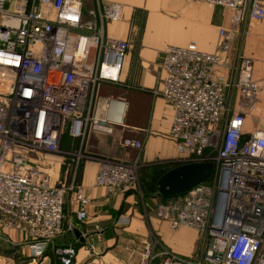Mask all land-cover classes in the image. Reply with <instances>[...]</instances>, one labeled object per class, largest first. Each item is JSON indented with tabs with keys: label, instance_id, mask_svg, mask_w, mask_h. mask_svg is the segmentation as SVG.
Returning <instances> with one entry per match:
<instances>
[{
	"label": "built area",
	"instance_id": "1",
	"mask_svg": "<svg viewBox=\"0 0 264 264\" xmlns=\"http://www.w3.org/2000/svg\"><path fill=\"white\" fill-rule=\"evenodd\" d=\"M185 1L230 11V26L218 30L213 53L193 42L166 46L153 95L173 109L169 138L177 157L212 163L213 174L167 203L157 201L154 215L174 231L194 230L208 245L190 259L150 240L144 261L264 264V130L244 128L256 110L257 86L250 58L230 61L239 25L264 21V0ZM122 18L118 4L86 11L85 0H0V229L26 237L34 259L53 245L57 264H73L76 246L54 244L64 229L66 194H74L79 221L92 204L76 182L54 185L39 164L43 156L96 160L98 187L110 195L138 192L136 159L93 158L83 150L92 132L113 133L95 106L100 83L120 81L129 44L109 37L106 25ZM65 133L81 143L79 154L60 151ZM123 146L144 149L134 139ZM129 222L124 216L117 224Z\"/></svg>",
	"mask_w": 264,
	"mask_h": 264
},
{
	"label": "crops",
	"instance_id": "2",
	"mask_svg": "<svg viewBox=\"0 0 264 264\" xmlns=\"http://www.w3.org/2000/svg\"><path fill=\"white\" fill-rule=\"evenodd\" d=\"M98 3L122 7V20L108 23L106 34L127 42L129 48L120 81H103L98 87L95 115L107 120L113 133L92 132L85 145L86 152L93 158L131 159L137 151L124 148L122 144L123 139L130 138L144 143L142 157L145 162L174 160L177 153L169 138L173 109L162 97L153 95L162 79V52L168 45L185 46L192 42L200 51L215 52L218 30L230 26L231 13L185 0H85V9L95 8ZM239 29L243 30V27ZM244 30L246 56L252 60V81L257 86L256 112L246 118L244 128L246 131L264 130V21L251 20ZM217 74L224 76L225 72L220 70ZM76 141L69 136V146L74 147ZM34 161H37L35 157ZM39 164L54 185L76 182L91 199L88 218L82 222L76 217L79 206L74 201V194H66L64 229L56 240L58 245L71 243L76 246L77 257L73 264H159L157 258L149 263L144 261L145 243L150 240H156L161 247L179 256L199 257L202 247L198 245L194 230L181 228L174 231L154 215L155 202L161 201L157 193L146 205L137 191L110 195L96 185L99 170L96 160L82 161L75 172L76 181L69 178L73 169L67 168L60 154H47ZM124 216L129 217L130 222L117 224ZM97 227L102 231H97ZM8 232L14 238H21L18 232ZM48 260L56 264L53 252L39 262L47 264Z\"/></svg>",
	"mask_w": 264,
	"mask_h": 264
},
{
	"label": "rangeland",
	"instance_id": "3",
	"mask_svg": "<svg viewBox=\"0 0 264 264\" xmlns=\"http://www.w3.org/2000/svg\"><path fill=\"white\" fill-rule=\"evenodd\" d=\"M87 7L89 8L88 2H87ZM251 20H246L244 23H242L240 26L243 27L242 29H239V33L235 37L233 43L230 46V61H232L233 66H236L238 59L240 56H245L247 57L246 49H245V36H246V31L244 30L247 26V23ZM234 72V70H233ZM256 112V110L254 111ZM253 112V113H254ZM264 113V110H262ZM252 113V114H253ZM251 114V115H252ZM250 115V116H251ZM261 116V114H258ZM262 119H264V114H262ZM264 123V120L262 121ZM262 123V126L264 128V124ZM253 128L255 126L253 125ZM125 139H130V138H125ZM122 141V144L124 140ZM135 140V139H134ZM139 141V140H137ZM69 140L68 139H62L60 143V151L63 153H68L71 152L73 154H79V150L81 148V143L79 141H76L74 144L75 146H69ZM124 147V146H123ZM125 148V147H124ZM84 151L86 150V146L84 144ZM143 150H136V155L135 157H132L131 159H125L127 161H133L136 159V164H137V186H138V193L142 195V198L145 201V205L148 203V199L156 197L155 193L158 194L156 183L159 177L164 174L166 171L180 166L187 164L185 163L186 161L181 159L180 157H176L174 160L171 161H153L150 163H147L143 160ZM61 155V154H60ZM64 157L66 166L67 168H72L73 172L69 173V178L73 179V181H76L77 176H76V171L79 169L82 161L79 160L77 157ZM128 158V157H127ZM112 159V158H109ZM114 160H120V159H115ZM71 166V167H70ZM147 178V181H146ZM65 182V181H64ZM63 182H60L61 184ZM171 200L170 198H162L160 203H167ZM147 202V203H146ZM158 204V202H155V205ZM156 208V206H154ZM8 231L11 230H2L0 229V264H29L31 262H35V264H41L39 262L44 256H48V253H46L43 257L40 259H34V256L30 252L29 248V241L26 237L21 235V238H14L11 233ZM199 242V246H207L208 241L206 240L205 237L200 236L197 233ZM56 260V258H55ZM47 264H54L52 261L48 260ZM57 264V260H56Z\"/></svg>",
	"mask_w": 264,
	"mask_h": 264
},
{
	"label": "water",
	"instance_id": "4",
	"mask_svg": "<svg viewBox=\"0 0 264 264\" xmlns=\"http://www.w3.org/2000/svg\"><path fill=\"white\" fill-rule=\"evenodd\" d=\"M213 174L212 163H189L174 167L157 180L156 187L161 196H176L207 182Z\"/></svg>",
	"mask_w": 264,
	"mask_h": 264
},
{
	"label": "trees",
	"instance_id": "5",
	"mask_svg": "<svg viewBox=\"0 0 264 264\" xmlns=\"http://www.w3.org/2000/svg\"><path fill=\"white\" fill-rule=\"evenodd\" d=\"M87 11V10H86ZM62 139L64 140V139H68L69 140V135H68V133H65V135L62 137ZM158 195H159V193H158ZM161 196V195H160ZM176 196H178V195H176ZM162 198H170V197H173V196H161ZM58 239V238H57ZM55 245H58V243H57V240L55 241V243H54ZM66 245H72L71 243H69V244H66ZM53 245H51L49 248H48V250H47V252L46 253H51V252H53V247H52Z\"/></svg>",
	"mask_w": 264,
	"mask_h": 264
},
{
	"label": "bare ground",
	"instance_id": "6",
	"mask_svg": "<svg viewBox=\"0 0 264 264\" xmlns=\"http://www.w3.org/2000/svg\"><path fill=\"white\" fill-rule=\"evenodd\" d=\"M122 112V111H121ZM119 118H120V116H119Z\"/></svg>",
	"mask_w": 264,
	"mask_h": 264
}]
</instances>
